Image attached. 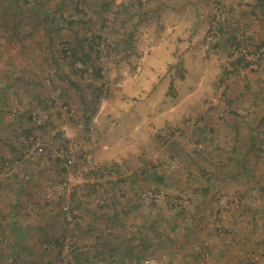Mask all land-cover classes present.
<instances>
[{
    "label": "rangeland",
    "instance_id": "rangeland-1",
    "mask_svg": "<svg viewBox=\"0 0 264 264\" xmlns=\"http://www.w3.org/2000/svg\"><path fill=\"white\" fill-rule=\"evenodd\" d=\"M138 26L174 54L151 103L121 74ZM117 97L145 125H110ZM79 208L103 214L90 249ZM116 225L127 264H264V0H0V264H108Z\"/></svg>",
    "mask_w": 264,
    "mask_h": 264
},
{
    "label": "crops",
    "instance_id": "crops-1",
    "mask_svg": "<svg viewBox=\"0 0 264 264\" xmlns=\"http://www.w3.org/2000/svg\"><path fill=\"white\" fill-rule=\"evenodd\" d=\"M183 13L184 12H181V13H178V11L175 12V15L178 16V17H175L176 19H178L177 24L175 26V28H177V32H175L177 35H179V34L183 35V33H182L183 31L179 33L180 29L182 28V26L184 24L183 23L184 20H182V21L180 20L181 18L183 19V17H182V15H184ZM188 15H189V13L187 11L186 12V19L188 18ZM133 24H135V21ZM200 32L202 34L203 30H200ZM201 34H200V36H201ZM129 35L132 36L131 47L129 48V55L132 58L136 57V60H138L141 65L137 66V67L134 66V68H135L134 69V75H130V74L127 75L126 73H128L129 71H132V70L128 71L126 67L122 68L121 74H123L122 75L123 81L126 82L125 77H127V79H129V82H132V84L138 85L137 90H134L133 88H129V87H128V90L125 89L124 90L125 95H127L129 98H130V96H138L139 98H142V99H140L141 103L144 102V99H146V101H147L146 103H151V101L154 102V94H153L152 89L157 86L156 84L159 81H164L167 83L166 80H162V78H163L162 75L165 74V72L167 71L166 70L167 65L172 64L174 62V58H173L174 54L172 53L171 59L166 60V57L158 51V42L153 37L152 33L149 34V32L142 31L141 26L139 28H137L136 31L134 30L133 32H131V34H129ZM188 35L189 34H187L185 38H187ZM188 39L189 38L186 39V42ZM192 39H194V37ZM188 44H190V42H188ZM186 46H188L187 43H186ZM190 54L191 53L186 52L182 55L183 56V66L186 70H188L187 66H186V59H188ZM146 65L148 68H144V66H146ZM160 72L162 73L161 75H160ZM172 72H173V69H172ZM114 75L115 74L113 73L112 76H114ZM116 76L117 75H115V77ZM120 76L121 75L118 74V77H120ZM147 87H151V88L149 90H147L146 89ZM132 89H133L132 93H129V92H131ZM126 91H128V93ZM119 99H120L119 97L116 98V100H118V103L121 104L119 106H121L122 109H119V110L116 109L117 112L116 111L111 112L109 109L107 110V112H108L106 115L107 118H105V119L108 120L110 125H115V126L119 127L120 123L125 124V121H127V124L131 128V126L132 125L134 126V124H137V121H139V120H142V122H144V125H145L146 116H145V114H143L141 112L142 108L140 107V105L134 106L135 109H137V110H135L136 111V114H135L133 112V108L131 106L130 101H127V100L124 101L121 99V102H120ZM120 110H122V112H119ZM109 112H111V113H109ZM122 117H124V119H125L124 122L121 121ZM99 118H101V116ZM102 120H104V119H101V121ZM93 121H95V117L93 118ZM144 125H143V128L145 127ZM134 127L135 128L132 129L133 132L136 131L137 126H134ZM96 134H95V137L98 139L97 144H99L101 139L99 138V134L98 133H96ZM111 134L112 133L107 135L106 141L108 140V137ZM132 143L133 142L129 143L130 146L132 145ZM97 162L98 163H106V162H103L101 160L100 161L98 160ZM22 191H25V189ZM26 192L25 193L22 192L20 194V197L17 196L19 198L18 204L20 205V207L18 206V208L13 210L14 211L13 213H16V215H15L16 217L14 219L18 220V222H20L21 224H24L23 208L29 202V195H28V193L26 194ZM19 200L22 202L19 203ZM79 209H81V210L79 211ZM79 209H77L78 216H79V218H78V222H79L78 230H79V232L78 233H82V237L84 236V238H85L84 239L82 237L81 238L79 237V241H80V243H82L81 248L85 247L87 249H90L92 243L96 242V241H94V236H92V233L94 232L93 230L100 232V230H97V227H96V223L98 222L96 217L99 215H103V214L102 213H100V214L94 213L95 210L85 212L84 209H82V208H79ZM51 212H53V211H51ZM53 218H55V215L53 216ZM49 222L54 223L53 220H50ZM52 225H48L49 228H52V230H50L48 232L50 233V235H55L58 232V229H56ZM104 226L105 225H103L102 228H104ZM123 229L120 230L118 225H116V227L112 226V228L110 229L111 233L108 235H105L106 239L104 238L103 241H102V239L101 240L98 239L99 243L102 242V243H100L101 246H105L107 249L108 248L113 249V251L109 250V257L108 258L110 260V263H108V264H127L128 261L130 263L131 255H129L130 251L128 250L127 247L129 246L128 240H130L129 238L131 237V235L126 233V231ZM84 232L85 233L90 232L88 234V237H86V235L83 234ZM140 239L141 238L139 237V240ZM84 242H87V243H84ZM139 242L135 241L133 243L134 244H137V243L140 244ZM118 244H122L123 248L121 249V246H119ZM139 250H140L139 247H138V250L135 249V251H133V253H132V257H135ZM82 261H84L86 263H88V262L91 263L93 260L92 259L89 260L88 258H83ZM56 263L57 262H55L53 260L52 264H56ZM77 264H78V262H77ZM102 264H106V263L103 262Z\"/></svg>",
    "mask_w": 264,
    "mask_h": 264
},
{
    "label": "built area",
    "instance_id": "built-area-1",
    "mask_svg": "<svg viewBox=\"0 0 264 264\" xmlns=\"http://www.w3.org/2000/svg\"><path fill=\"white\" fill-rule=\"evenodd\" d=\"M218 20H219V11H216L214 19L212 20L210 28L208 30V35L206 37L207 43L211 42V41H215V39H216L215 37H216L217 32H218V26H217ZM92 46L95 47V45H92ZM241 51L245 54L246 59L250 60V61H256L259 59L260 56L263 55L262 51H257V52L251 53L250 55H247V53L245 52V49H243V48L241 49ZM59 156H60V158L64 159L63 160L64 167L69 168L72 165L73 160L71 158L65 159V157H64V156H66L65 153L59 154ZM62 212L65 215V217L67 218V220L72 221V210H71V206L69 204V201L66 202L62 206ZM71 225H73V224L71 223ZM143 264H156V261L153 259H147L143 262Z\"/></svg>",
    "mask_w": 264,
    "mask_h": 264
},
{
    "label": "trees",
    "instance_id": "trees-1",
    "mask_svg": "<svg viewBox=\"0 0 264 264\" xmlns=\"http://www.w3.org/2000/svg\"><path fill=\"white\" fill-rule=\"evenodd\" d=\"M215 16V15H214ZM214 19V18H213ZM212 22V21H211ZM91 47H93V46H91ZM74 55V58H75V60H80V62H87V60H85L84 59V57H83V55H77V54H73ZM93 174H95L96 172L95 171H93L92 172Z\"/></svg>",
    "mask_w": 264,
    "mask_h": 264
}]
</instances>
